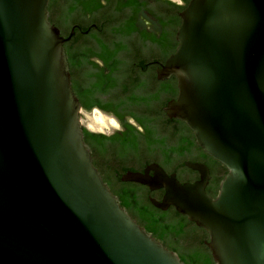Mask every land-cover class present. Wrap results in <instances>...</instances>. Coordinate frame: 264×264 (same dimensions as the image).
<instances>
[{"label": "water", "instance_id": "95a60500", "mask_svg": "<svg viewBox=\"0 0 264 264\" xmlns=\"http://www.w3.org/2000/svg\"><path fill=\"white\" fill-rule=\"evenodd\" d=\"M49 3L0 0V264H184L95 167ZM181 16L165 111L228 173L217 197L200 163L195 183L158 165L123 181L164 189L152 203L204 229L216 264H264V0H191Z\"/></svg>", "mask_w": 264, "mask_h": 264}, {"label": "flooded vegetation", "instance_id": "af4514ba", "mask_svg": "<svg viewBox=\"0 0 264 264\" xmlns=\"http://www.w3.org/2000/svg\"><path fill=\"white\" fill-rule=\"evenodd\" d=\"M190 1L50 0L48 6L51 24L65 39L72 88L81 111H98L120 125L109 135L82 125L95 167L114 190L125 184L134 187L141 207L155 215L168 214L167 222L172 224L180 219L174 215L175 208L163 211L151 201L161 202L164 189L151 190L123 181V176L158 165L181 183H195L201 174L187 163H200L210 173L207 193L212 197L219 193L220 167L197 145L192 130L165 111L169 102L178 99L179 82L175 76L166 78L162 70L179 47L181 13ZM113 65L116 68L111 70ZM205 156L209 158L203 160ZM138 213L133 210L130 215L143 228H150L151 220ZM152 226L162 232L161 226ZM189 230L197 231V227L190 223ZM152 236L170 251V247H181L173 237Z\"/></svg>", "mask_w": 264, "mask_h": 264}, {"label": "trees", "instance_id": "16d2710c", "mask_svg": "<svg viewBox=\"0 0 264 264\" xmlns=\"http://www.w3.org/2000/svg\"><path fill=\"white\" fill-rule=\"evenodd\" d=\"M113 66L111 70H114V68H116L115 66ZM74 90L76 94L79 95L76 87L74 88ZM205 158L208 159L209 157L205 156L202 159L205 160ZM212 162L215 165H218L221 169L219 177L220 179H218V181L223 180L228 173L227 168L216 160L214 161L212 159ZM107 166L111 167V165L109 164H107ZM127 169L128 168H124V170ZM104 180L105 182H108V185L110 186L109 188H111L112 192L118 198L121 206L125 208L129 214H132V211L135 210L136 212H139L137 215L139 217H142V219L151 220L150 228L146 229L149 234H154L158 237H162L163 239L167 236H170L175 240L181 242L182 250H180L181 247H170V249L179 255V258L184 264H216L213 259L212 253L206 244L207 242H209L210 237L204 229L199 228L195 223L189 221L186 217L179 214L176 210L174 215L180 218L179 221L176 224L168 223V214L159 212V214L155 215V213H150L147 208L141 207V204L136 197L137 191L134 187L125 184L119 190H114L108 178L105 177ZM190 223L194 224L197 227V231H187ZM155 224L162 227L161 233L154 230V227L152 225Z\"/></svg>", "mask_w": 264, "mask_h": 264}, {"label": "rangeland", "instance_id": "374dc122", "mask_svg": "<svg viewBox=\"0 0 264 264\" xmlns=\"http://www.w3.org/2000/svg\"><path fill=\"white\" fill-rule=\"evenodd\" d=\"M80 114H81L80 120L83 121L82 125L83 126L87 125V127L91 130L95 129L94 130L95 132H98V133L102 132L101 131V129H102L106 134L109 135V134H111V132L115 131L114 128H116V127H107V129H106V128H101V127H98L97 125H95L92 121L93 112L89 114V113L85 112L84 110H82ZM82 116L85 119H83ZM105 117H107V116H105ZM107 118H110V117H107Z\"/></svg>", "mask_w": 264, "mask_h": 264}, {"label": "bare ground", "instance_id": "6f19581e", "mask_svg": "<svg viewBox=\"0 0 264 264\" xmlns=\"http://www.w3.org/2000/svg\"><path fill=\"white\" fill-rule=\"evenodd\" d=\"M95 117H104L105 118V121H104V124H99L97 122V120L95 119ZM111 120L113 119H110V118H107L105 116H103L101 113H99L98 111H94L93 112V117H92V121L95 125H97L98 127H101V128H106L107 127H115L112 123H111Z\"/></svg>", "mask_w": 264, "mask_h": 264}, {"label": "clouds", "instance_id": "9594fccd", "mask_svg": "<svg viewBox=\"0 0 264 264\" xmlns=\"http://www.w3.org/2000/svg\"><path fill=\"white\" fill-rule=\"evenodd\" d=\"M95 119L97 120V122L99 124H104V121H105V118L104 117H95ZM81 123H83V121H81ZM111 123L117 128V130H119L120 125L117 123L116 120H114V119L111 120ZM93 130H95V129H93ZM101 131H103V130L101 129Z\"/></svg>", "mask_w": 264, "mask_h": 264}]
</instances>
